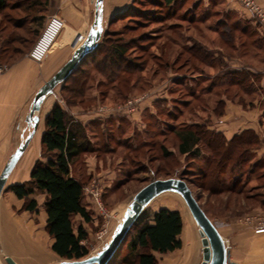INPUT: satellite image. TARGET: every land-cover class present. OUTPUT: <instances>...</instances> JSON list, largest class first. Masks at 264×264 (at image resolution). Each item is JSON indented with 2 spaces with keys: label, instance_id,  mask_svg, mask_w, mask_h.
Listing matches in <instances>:
<instances>
[{
  "label": "rangeland",
  "instance_id": "obj_1",
  "mask_svg": "<svg viewBox=\"0 0 264 264\" xmlns=\"http://www.w3.org/2000/svg\"><path fill=\"white\" fill-rule=\"evenodd\" d=\"M31 1L30 5L37 0ZM255 1L264 10L258 0ZM7 2L11 6L22 4L26 7L29 4L26 0ZM38 3L40 5L30 12L29 19L23 20L22 29L14 26L18 18L26 16L21 11L23 6L20 11L7 10L0 15V22L2 21V26L7 29L6 32H0V43L9 35L19 36L13 47L21 50L23 57H29L30 51L41 38L49 16V1L38 0ZM121 15L120 19L111 25L107 19L103 25V36L108 31L110 40L129 44L127 56L144 70L131 76V82H137L135 88L128 90L119 86L123 88L126 98L118 99L116 96V99L110 102L102 98L100 88L95 86L88 93V96L96 99L95 103L67 106L61 93V85L46 98L39 114L42 121L40 123L45 129L46 116L56 103L67 110L74 122H78L75 120L78 114L97 111L100 107H124L130 101H139L133 112L110 115L132 119L135 113L142 111V106L147 101L153 100L157 104L154 109L157 114L155 117L147 121L148 114L144 115L146 125H150L147 131L145 129L148 133L134 130L126 120L118 128L112 123L114 127L108 128L109 131L102 127L86 126V140L93 146V151L83 153L71 171L84 185V204L92 217V223L89 224L91 234L82 243L89 252L85 258L96 256L106 247L122 222L133 197L143 187L154 180L184 178L198 203L218 229L226 235L227 230H230L227 239L234 250L232 257L235 259L238 250H244V246L235 241L238 239L235 235L246 234L250 230L256 234L259 223L264 225V156L258 159L255 150L251 155L253 160L250 164L241 168L227 166L221 175L224 192L205 191L199 166L196 161H190V158L194 157L179 152L180 138L187 133L182 134L180 131L197 122H218L217 119L225 115L229 104L250 109L261 107V110H264V26L239 0H179L173 6L166 5L164 0H132L126 4V9ZM50 17L55 15L48 18ZM8 20L15 21L14 26L9 24ZM29 42H32L30 46ZM10 51L0 53V67H11ZM200 55L208 61L203 63L198 59ZM43 62L33 63L41 66ZM237 73L249 74L247 82L238 84L240 78ZM94 76L95 81L89 84L96 85L101 79L95 73ZM126 77L128 76L123 75L121 79ZM242 88H251L253 92L245 93ZM111 94L113 96V93ZM183 102H188L190 106L184 107ZM262 120L264 123V114ZM170 128H175L176 131L170 132ZM108 133L112 138L110 141L107 139ZM144 140L153 148L141 147ZM23 141L20 140L19 144ZM163 149L172 156H165ZM193 150L199 149L194 146ZM198 152V155L202 156L200 150ZM100 161H103L102 170L99 167ZM251 168L254 169L252 174ZM109 171L115 174H107ZM231 184H234L237 190L243 191L242 197L229 193L226 187ZM98 192L102 194L104 217L92 200ZM39 199L46 201V197L41 193ZM162 208L179 211L185 228L190 226L195 239L189 246L182 238V233V248L168 254L155 253L157 264L202 263L203 246L198 225L181 196L168 192L154 199L146 207L142 221L134 224L110 264H126L128 244L143 224L153 222L154 214ZM79 226H82V221L80 223L75 220V228ZM233 232L234 235L231 234ZM241 239L244 240L245 237ZM256 246L258 251L264 250L263 246ZM185 247L190 251L186 252ZM263 255L253 253L251 256L243 252L240 255L241 262L264 264ZM63 261L65 260L61 259L60 263Z\"/></svg>",
  "mask_w": 264,
  "mask_h": 264
},
{
  "label": "trees",
  "instance_id": "obj_2",
  "mask_svg": "<svg viewBox=\"0 0 264 264\" xmlns=\"http://www.w3.org/2000/svg\"><path fill=\"white\" fill-rule=\"evenodd\" d=\"M178 2L179 0H164L168 6H173ZM26 3H29L26 7L22 4L11 6L7 0H0V15L7 10L20 11L24 7L21 11L26 14L25 17L18 18L19 20L16 22L8 20L9 24L14 26L15 22L14 27L22 29L23 20L29 19L30 12L36 9L37 5H40L38 0L32 5H30L31 0H26ZM121 16V14L116 16L109 25L120 19ZM31 21L34 22V18L31 17ZM6 30L1 21L0 32L3 33ZM13 35H9L0 43L1 54L11 50L9 66L24 58V53L13 47L19 39V36ZM108 35L109 32H105L95 51L81 62L77 70L63 84L61 93L67 106L95 103L96 99L88 96V93L95 86L101 89L99 91L103 94L102 98L108 99L110 102L113 101L112 99H116V96L118 99L126 98L122 91L123 88L120 87L124 86L128 90L135 88L137 82H131V76L133 77L135 72L141 73L144 70H141L138 64L127 56L129 44L110 40ZM31 44L32 42H29L28 46ZM198 59L203 63L208 61L201 55L198 56ZM94 73L101 77L96 85L89 84L91 81H95ZM123 75L128 77L121 79ZM236 75L240 78L238 84L247 82L249 77V74L245 73H237ZM242 90L249 94L253 92L251 88H242ZM183 103L184 107L190 106L188 102ZM221 115L219 114V116ZM111 118L113 117L109 116L108 119ZM93 126L101 127V124L96 122L90 127ZM110 127V124H107L106 131H109L108 128L111 129ZM189 127L180 131L182 134L187 133L180 138L179 152L182 155L187 154L188 157H194L190 158V161H196L199 166L200 175L203 179V190L212 193L224 192L221 175L227 166L241 168L250 164L253 160L251 156L253 151L261 147L259 137L252 131L244 132L228 141L221 133L211 131L205 125L194 124ZM87 130L86 126L74 122L67 110L56 103L46 116L45 131L41 141L42 159L35 163L30 181L9 188L19 199L26 200V209L31 212L36 210L37 202L28 200V198L35 194L36 189L46 193L47 232L54 239L52 251L60 259L67 261L83 260L89 254L87 247L82 244L87 240L88 235L82 226L75 228L74 219L79 216L85 223H91L92 217L84 204V185L71 172L73 165L83 153L93 151V146L86 140ZM172 131H176V129L170 128V132ZM107 137L109 141L112 139L109 133ZM197 144H201L199 149L204 152L205 157H199L197 151L193 150ZM147 146H149V142L141 145V147ZM151 147L153 148V146H149V149ZM163 152L167 157L172 156L165 149ZM251 169L250 173L252 174L254 169ZM179 179L187 183L184 178ZM226 188L232 195L243 196V191L237 190L234 184ZM203 211L208 216L204 209ZM144 215L145 213L140 216L136 223L139 224ZM208 218L210 219L209 216ZM183 229L184 223L179 211L167 208L160 209L153 216V225L143 224L128 244L129 254L126 264H157L155 253L168 254L180 250L182 248L181 235ZM129 256H131L130 260ZM132 256H134L133 259Z\"/></svg>",
  "mask_w": 264,
  "mask_h": 264
},
{
  "label": "crops",
  "instance_id": "obj_3",
  "mask_svg": "<svg viewBox=\"0 0 264 264\" xmlns=\"http://www.w3.org/2000/svg\"><path fill=\"white\" fill-rule=\"evenodd\" d=\"M48 1L49 16H58L65 22V28L56 41V36L54 37L56 29L52 28L47 32L48 34L41 44L42 49H47L48 46L50 47L52 44V47L48 48H53L48 54V57L41 66H38L26 56L8 68L6 72L0 74V174L10 156L20 146V140H25L31 132L26 118L35 95L70 59L76 48L86 40L95 21V4L97 0ZM131 1L132 0H103L100 5L103 25L106 24L107 19L111 21L116 16L123 13L126 9V4ZM258 2L264 7V0H258ZM156 105L157 104L153 100L147 101L142 106V111L138 114L135 113L132 119H126L125 116L121 115H114L112 116L113 118L110 119L112 120L110 122L108 119L109 116L99 115L97 111H93L83 115L78 114L75 116V120L87 127L98 122L104 129L107 124L114 127L111 125L112 123L118 128L121 123H124L126 120L134 127V130L141 133H148L145 132V129L147 131L150 125H146L144 115L148 114L147 121L153 118V116L155 117L157 115L154 111ZM263 114L264 110H261V107L250 109L249 107L243 108L240 105L229 104L226 107L225 115L217 119L218 122L208 123L206 121V123L203 124L198 122L194 124L200 126L205 125L209 130L221 133L228 141L244 132H255L262 144V146L255 151L256 157L259 159L261 156H264ZM41 123L30 145L12 172L9 182L0 197L1 264H3L2 262L6 263V258L13 259L17 264H60L61 261L52 251L54 239L50 237L47 232L45 202L39 199V193L44 197H46V193L36 189L35 194L28 198V200H35L37 202L36 210L31 212L26 209V200L19 199L9 189L14 185L29 182L35 163L42 159L41 141L45 129L44 126L42 127ZM143 143H148V141L144 140ZM195 147L199 149V144L195 145ZM199 150L203 156L204 152L201 149ZM199 150H197V154H199ZM169 151L171 152L172 150L169 148ZM198 156L202 157L200 155ZM102 162L103 161H100L99 164L101 170L104 168ZM113 173V171H109L107 174ZM75 220L80 221V223L82 221L83 229L87 235L90 236L91 231L89 224L92 222L85 223L79 216H76ZM150 224L153 225V222ZM229 231L227 230L228 233L226 235L219 229L220 234L230 248V259L232 262L243 264L241 262L242 257L240 256L243 252L245 254L249 253L251 256L253 253L264 254V250L258 251L257 248H255L257 247L256 245L264 247V234L256 235L250 230V232L246 234L243 233L240 235L238 233L235 235V237L238 238L235 241L238 242V245H243L244 250L241 251L240 249L238 252L236 251V260L233 259L232 255L234 250L230 247V243L227 239V236L230 235ZM231 234L234 235V232ZM244 237L245 239L242 240L241 238Z\"/></svg>",
  "mask_w": 264,
  "mask_h": 264
},
{
  "label": "water",
  "instance_id": "obj_4",
  "mask_svg": "<svg viewBox=\"0 0 264 264\" xmlns=\"http://www.w3.org/2000/svg\"><path fill=\"white\" fill-rule=\"evenodd\" d=\"M102 1L103 0L96 1L95 21L86 40L77 47L71 58L39 89L35 95L29 114L26 118V122L31 128V132L10 156L0 174V197L2 196L12 172L16 168L39 128L41 122L39 114L46 98L58 86L63 85L77 70L81 62L91 55L99 45L104 31L100 10ZM168 192H174L181 196L196 224L200 227L201 243L203 246V261L201 264H236L230 259V248L220 234L218 227L208 218L200 207L187 183L184 180L177 178L154 180L137 192L126 209L122 222L117 226L110 242L96 256L79 261L65 260L60 264H110L115 254L126 240L130 230L144 213L146 207L154 199ZM6 263L17 264L11 258H6Z\"/></svg>",
  "mask_w": 264,
  "mask_h": 264
},
{
  "label": "built area",
  "instance_id": "obj_5",
  "mask_svg": "<svg viewBox=\"0 0 264 264\" xmlns=\"http://www.w3.org/2000/svg\"><path fill=\"white\" fill-rule=\"evenodd\" d=\"M71 1V0H69ZM239 2L247 9L249 10L251 13H253L257 19L259 20V22L261 24H263L264 26V10L258 6V4L256 3L255 0H239ZM64 21L55 16V17H50L48 18L43 32L41 33V38L39 39V41L35 44V46L33 47V49L30 51L29 53V58L38 64H41L48 56V54L51 52V49H48L50 47H52L50 44V47L48 46L47 49L45 48H41V44L44 41L46 35L48 34L47 32L52 29L55 28L56 29V33L54 35V37L56 36L55 41L58 39V37L60 36L62 30L64 29ZM54 43V41H53ZM8 70V67L6 66H1L0 67V74L6 72ZM139 101H135V102H129V104L125 105L124 107L119 105L116 106L114 108H108V107H100L97 110V113L99 115H103V116H110L112 114H119L121 112H133L134 109L136 108V104ZM101 196L102 194L100 192H98L97 194H94V196L92 197L93 203L97 206V209L99 210V212L101 213V216L104 217L105 213L103 211V207H102V202H101ZM256 234H263L264 233V225L263 223H259V228L256 229L255 231Z\"/></svg>",
  "mask_w": 264,
  "mask_h": 264
},
{
  "label": "bare ground",
  "instance_id": "obj_6",
  "mask_svg": "<svg viewBox=\"0 0 264 264\" xmlns=\"http://www.w3.org/2000/svg\"><path fill=\"white\" fill-rule=\"evenodd\" d=\"M189 210V209H188ZM191 213V212H190ZM192 215V214H191ZM193 217V216H192ZM194 219V218H193ZM195 221V220H194ZM189 225V224H188ZM198 228H199V233H200V227L198 226ZM195 237V236H194ZM193 237V231H192V229H190V226H189V228H187V226H186V228H184V232H183V237L182 238H184V241H185V243L186 244H188L189 246H191V243H192V241L195 239ZM186 248V247H185ZM187 248L189 249V247L187 246ZM186 248V252H189L190 250H188Z\"/></svg>",
  "mask_w": 264,
  "mask_h": 264
}]
</instances>
